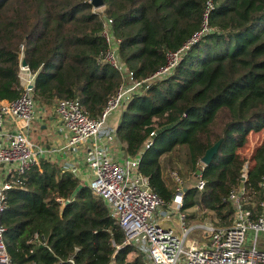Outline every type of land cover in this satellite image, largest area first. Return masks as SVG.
I'll list each match as a JSON object with an SVG mask.
<instances>
[{"label": "trees", "instance_id": "trees-1", "mask_svg": "<svg viewBox=\"0 0 264 264\" xmlns=\"http://www.w3.org/2000/svg\"><path fill=\"white\" fill-rule=\"evenodd\" d=\"M90 1L0 0V100L21 94L24 60L35 101L78 98L97 119L121 83L104 60L102 19L111 20L116 55L136 80L162 68L167 53L206 23L167 76L131 96L115 132L129 156L140 155V172L167 204L176 189L164 181L162 161L184 149L185 166L205 185L184 187L182 210L207 209L216 226L230 224L228 197L246 162L240 148L249 133L264 130V0H103L100 10ZM218 141L201 168L200 158ZM251 161L248 200L259 195L264 138ZM40 166L43 176L32 166L6 191L1 223L14 264H145L135 246L122 245L123 231L102 198L72 171Z\"/></svg>", "mask_w": 264, "mask_h": 264}, {"label": "built area", "instance_id": "built-area-1", "mask_svg": "<svg viewBox=\"0 0 264 264\" xmlns=\"http://www.w3.org/2000/svg\"><path fill=\"white\" fill-rule=\"evenodd\" d=\"M110 23V19H102V35L107 43L104 60L120 74L121 83L116 94L107 101L97 119L83 110L78 98L58 100L55 113L69 132L65 147L73 152L83 148L87 185L95 196L102 198L123 231L122 245L135 246L149 264H264L263 236L258 240V234L264 233V175L259 182L258 198L247 200L248 168L244 163L240 184L228 197L233 206L230 224L200 226L204 229L205 242L189 241L185 244L189 229L186 213L182 210L184 190L178 187L173 200L167 204L151 189L148 177L140 172V155L116 157L106 143L116 135L115 129L106 125L110 114H121L132 95L146 89L152 81L167 76L190 45L208 29L207 24L204 23L202 29L179 49L168 52L166 64L157 72L136 80L116 55L119 39L111 35ZM24 72L30 74L27 65L20 62L19 75L22 77ZM30 75L25 80L22 77L25 82L18 98L0 100V264H14L5 243V227L1 223V214L6 208V191L16 182L20 183L17 177L32 166H37L39 174L44 175L40 166L45 161L42 151L28 138L36 108L33 74ZM200 166H204L201 161ZM62 170L75 173L76 167L65 164ZM204 185L205 181L198 174L194 187L202 190ZM57 200L64 203L60 198ZM249 231L253 234L251 246L246 243Z\"/></svg>", "mask_w": 264, "mask_h": 264}, {"label": "crops", "instance_id": "crops-1", "mask_svg": "<svg viewBox=\"0 0 264 264\" xmlns=\"http://www.w3.org/2000/svg\"><path fill=\"white\" fill-rule=\"evenodd\" d=\"M30 74L24 72L22 73V77L25 80L26 78H30ZM22 77L20 76V79L23 84L25 81ZM55 105L56 102L36 101L35 117L30 126L28 138L37 149L42 151V157L45 161L61 167L65 164L76 167V172L73 174L87 185L88 175L84 162L83 148L77 152H73L65 147L69 138V132L63 126L60 117L55 113ZM119 119V112L110 114L106 125L116 129ZM103 139L106 140L105 137ZM106 143L112 155H116L119 158L128 155L125 150L126 145L116 135L115 137L113 135V138Z\"/></svg>", "mask_w": 264, "mask_h": 264}, {"label": "rangeland", "instance_id": "rangeland-1", "mask_svg": "<svg viewBox=\"0 0 264 264\" xmlns=\"http://www.w3.org/2000/svg\"><path fill=\"white\" fill-rule=\"evenodd\" d=\"M102 8V7H101ZM100 10V8H94L93 10ZM264 138V130L261 132H251L248 134L247 142L244 147L240 148V154L242 157L246 158L247 168L251 166L252 161L251 157L255 151V149L261 144ZM185 150L180 149V151L176 153L169 154L168 157L163 159L162 161V176L167 185L173 186L176 190L179 187L183 189L187 186H194L197 180V174L189 171V169L185 166ZM248 200V199H247ZM187 214H193L192 218H187V224L189 232L186 237V242L194 241L198 244H203L205 242L204 229L200 226L205 225H218L217 218L214 216V213L210 210L203 208H189L184 211ZM263 236L264 233L258 234V240ZM253 240V234L249 231L246 234V243L247 246H251ZM135 256V255H134ZM145 264H149L146 263Z\"/></svg>", "mask_w": 264, "mask_h": 264}, {"label": "water", "instance_id": "water-1", "mask_svg": "<svg viewBox=\"0 0 264 264\" xmlns=\"http://www.w3.org/2000/svg\"><path fill=\"white\" fill-rule=\"evenodd\" d=\"M90 2L94 8H101L103 6V0H91ZM21 65L26 66V62L22 60ZM219 145L220 141L216 142L214 145H212L205 151L204 155L200 158V161L204 163V165H207L211 162L213 156L218 151Z\"/></svg>", "mask_w": 264, "mask_h": 264}]
</instances>
